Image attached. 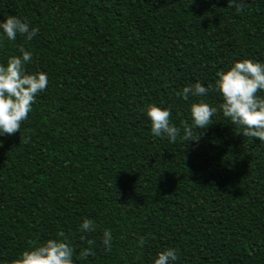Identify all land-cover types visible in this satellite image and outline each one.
Segmentation results:
<instances>
[{"label": "trees", "instance_id": "trees-1", "mask_svg": "<svg viewBox=\"0 0 264 264\" xmlns=\"http://www.w3.org/2000/svg\"><path fill=\"white\" fill-rule=\"evenodd\" d=\"M8 16L39 32L0 29V64L23 47L48 85L20 132L0 135V264L61 231L74 264H154L168 248L175 264H264V143L221 111L184 140L191 105L222 97L177 95L238 60L264 63V0L240 12L228 0H0ZM153 104L170 109L176 142L152 135Z\"/></svg>", "mask_w": 264, "mask_h": 264}, {"label": "clouds", "instance_id": "clouds-1", "mask_svg": "<svg viewBox=\"0 0 264 264\" xmlns=\"http://www.w3.org/2000/svg\"><path fill=\"white\" fill-rule=\"evenodd\" d=\"M244 6L245 0H228V7H235L238 12L242 11ZM0 29L9 41H15L17 35L31 40L39 32L38 27H30L26 20L16 16L0 20ZM19 51L22 56H11L6 65L0 64V135L11 136L20 132L22 123L32 111L36 97L46 91L48 85L47 73L26 72L25 65L31 62L32 53L25 51L23 47ZM217 76L214 85L205 87L196 82L177 93L185 100L189 96L204 97L212 91L222 97V103L218 107L210 106L203 100L191 105L193 123L189 125L186 120L181 121L182 138L186 141L198 140L199 136L193 138V129L207 128L212 117L221 111L223 116L240 130L237 134L264 143V97L259 95L264 92V63L250 59L238 60L227 70L218 72ZM146 115L151 121V133L154 137H166L170 142H176L181 128L172 123L170 109H162L153 104L147 107ZM79 228L81 233L94 232L96 225L94 221L84 219ZM57 236L63 239L50 238L43 244L30 247L23 251L13 264H74V248L68 237L63 231L58 232ZM83 239L85 237L81 235V240ZM112 241L111 231L105 229L102 242L106 251H111ZM88 243L91 245L94 242ZM139 244L141 247L145 244L143 237L139 238ZM89 256H95L91 247L80 251L81 260H87ZM177 260V251L168 248L157 254L154 264H175Z\"/></svg>", "mask_w": 264, "mask_h": 264}]
</instances>
